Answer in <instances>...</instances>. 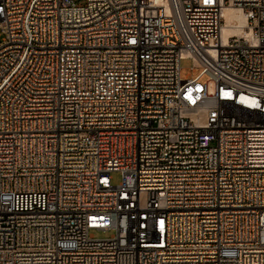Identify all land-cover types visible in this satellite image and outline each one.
Returning <instances> with one entry per match:
<instances>
[{
    "label": "built area",
    "instance_id": "1",
    "mask_svg": "<svg viewBox=\"0 0 264 264\" xmlns=\"http://www.w3.org/2000/svg\"><path fill=\"white\" fill-rule=\"evenodd\" d=\"M0 264H264V0H0Z\"/></svg>",
    "mask_w": 264,
    "mask_h": 264
},
{
    "label": "rangeland",
    "instance_id": "2",
    "mask_svg": "<svg viewBox=\"0 0 264 264\" xmlns=\"http://www.w3.org/2000/svg\"><path fill=\"white\" fill-rule=\"evenodd\" d=\"M78 3H83L85 0H75ZM194 65V61L192 58H184L181 60V66H182V77L183 78H194L196 77L200 72L201 69L197 68L196 70H192L191 67ZM200 81L203 83L208 82L209 90L210 92L214 89V83L209 80V76L207 74H203L200 77ZM112 181L114 184H119L121 181V173L119 171L112 172ZM90 233L94 235L96 238L104 239L108 238L113 235L114 230L108 229V230H91Z\"/></svg>",
    "mask_w": 264,
    "mask_h": 264
},
{
    "label": "bare ground",
    "instance_id": "3",
    "mask_svg": "<svg viewBox=\"0 0 264 264\" xmlns=\"http://www.w3.org/2000/svg\"><path fill=\"white\" fill-rule=\"evenodd\" d=\"M224 16L227 20V26L224 27V38L226 39L227 34H244L246 33L245 28V16L240 12L238 8L227 7L224 10Z\"/></svg>",
    "mask_w": 264,
    "mask_h": 264
}]
</instances>
